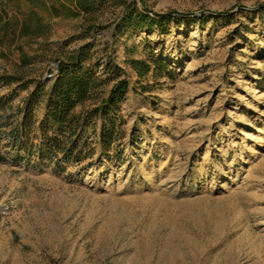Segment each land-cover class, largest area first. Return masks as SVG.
<instances>
[{
	"label": "rangeland",
	"instance_id": "rangeland-1",
	"mask_svg": "<svg viewBox=\"0 0 264 264\" xmlns=\"http://www.w3.org/2000/svg\"><path fill=\"white\" fill-rule=\"evenodd\" d=\"M126 1L92 30L38 9L47 29L26 46L25 78L51 79L55 57L92 43L130 86L110 144L99 119L80 166L29 160L2 135L0 264H264V0H130L151 17L143 29L120 21ZM4 5L29 14L27 1ZM130 58L171 75L138 78ZM18 61L0 58V73ZM12 88L0 85L10 116L27 95Z\"/></svg>",
	"mask_w": 264,
	"mask_h": 264
},
{
	"label": "trees",
	"instance_id": "trees-1",
	"mask_svg": "<svg viewBox=\"0 0 264 264\" xmlns=\"http://www.w3.org/2000/svg\"><path fill=\"white\" fill-rule=\"evenodd\" d=\"M0 0V58L18 56L17 72L0 73V85L13 87V93L26 90L27 95L15 107L13 116L8 115L7 102L0 100V139L8 130V145L25 157L53 163L60 171L69 166H80L94 156L92 132L97 121L103 119L99 141L110 144L116 120L110 114L125 100L130 82L122 75L111 56L103 63L93 57L92 43L83 44L54 58L55 70L51 79L25 78L21 73L33 65L36 57L29 55L26 46L43 35L47 24L38 15V9H47L49 15L82 17L89 30L99 20L110 0H57L61 6H69L65 12L55 3L45 0H24L29 7L28 15L10 14ZM112 1V0H111ZM35 18L37 24L31 25ZM151 17L140 11L135 1L127 0L120 21L130 26L146 28ZM128 64L138 78L149 74L163 77L171 75L163 60L128 59ZM159 75V76H158ZM149 91L142 86V92ZM42 111L38 118L37 111ZM8 115V116H7ZM8 117L5 119V117ZM120 139V138H119ZM7 152L0 151V161L6 160Z\"/></svg>",
	"mask_w": 264,
	"mask_h": 264
}]
</instances>
